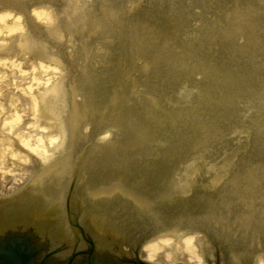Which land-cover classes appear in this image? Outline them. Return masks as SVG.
Returning a JSON list of instances; mask_svg holds the SVG:
<instances>
[{
	"label": "rangeland",
	"instance_id": "1",
	"mask_svg": "<svg viewBox=\"0 0 264 264\" xmlns=\"http://www.w3.org/2000/svg\"><path fill=\"white\" fill-rule=\"evenodd\" d=\"M130 3L138 6L130 11ZM44 5L56 9L59 38L30 16L32 7ZM6 9L22 14L25 31L59 59L52 63L13 49L6 55L20 61L19 75L8 78L20 87L65 74L59 106L70 156L60 173L37 154L19 160L24 169L8 160L0 166V195L26 183L44 186L61 201L65 231L91 236V229L119 221L109 208L129 214L128 225L135 215L134 228H141L182 222L194 208L210 212L220 204L213 197L247 194L239 187L247 182L264 187V0H14ZM77 11L81 16L73 22ZM11 24L2 29L16 39L7 34ZM40 65L58 71L46 74ZM184 85L195 89L190 98L188 92L178 96ZM9 93L0 94L6 111L0 120L27 111L26 102ZM18 123L13 133L50 152L27 134L25 117ZM105 131L112 137L101 143ZM95 153L105 159L91 162ZM40 171L45 173L35 176ZM109 183L121 188L95 194ZM92 198L107 209L90 217ZM256 216L253 230L264 240V217ZM222 223L202 252L223 247L231 255L244 253L247 239L225 238Z\"/></svg>",
	"mask_w": 264,
	"mask_h": 264
},
{
	"label": "bare ground",
	"instance_id": "2",
	"mask_svg": "<svg viewBox=\"0 0 264 264\" xmlns=\"http://www.w3.org/2000/svg\"><path fill=\"white\" fill-rule=\"evenodd\" d=\"M13 1L14 0H0V10L8 8L11 2L13 3ZM72 16H74L72 21L77 22V18L81 16V13L77 11L76 15L72 14ZM73 22H71V25H73ZM11 23L12 24L10 28L18 27L13 21H11ZM4 25L5 22L0 23V32L4 33L3 35H0V40L5 42L3 45H0V92L2 94H4V91L10 92V96H12V94H14V96L17 95L18 98H22V100L26 102L28 107L25 114H8L10 115V120H0V166L12 159L13 163L24 169L26 166L22 165L21 161L19 160L27 158L33 159L35 154L39 155L40 157L44 155V150L34 147L28 141L22 139L21 136H18V131L13 133V129L19 124L18 122H20L23 117H25V119L30 122V124L26 127L27 134L32 136L33 140L38 142L42 141L44 144H46L50 152L57 153L50 162L55 167L53 172H63L68 167V158L70 156L69 152L63 147V140L66 133L61 131L63 128L67 129L69 127L67 125V120L62 113V109L59 106L63 101L60 99L63 98L64 86L62 84V80L65 78V74L59 73L52 76L48 75L49 77L46 79V81L34 82V85L32 84L29 87H20L18 86L19 84H12L8 80V78L12 79L15 75H19L21 68L20 61H14L9 57H6V55L8 53H12L11 49H13L15 51L13 54L27 52L37 56L35 58H46L52 63H57L59 59L55 56V54H50L48 52L49 49L44 45L42 40L33 38V34H35L33 31H24L18 35L17 32H15L14 37L16 39H8L6 36V30L3 31L2 29ZM38 25L41 27L44 26L39 23ZM68 25L70 26V24ZM62 29V25H60V23H56V25L53 27H49V33L53 35L54 38H59L62 34ZM27 61L28 60H26V62ZM65 66L67 67V65ZM38 68L40 71L45 72L46 74H54L58 71L57 67L51 66L44 67L40 65ZM27 73L28 72H26V74ZM29 73H31V69L29 70ZM55 100L58 101L55 102ZM4 113H6V111L0 107V117ZM56 134L60 137L57 141V145L49 147L51 140H57V138L54 137ZM14 145L16 148H13ZM21 151L24 153V155ZM104 159L105 156L103 154L97 153L90 157L91 162H100ZM36 173L37 174H35V176H41L43 175L41 173H45V171ZM260 185V182H247L239 186L240 188L247 190V194L238 196L213 197L214 202H220L225 205L224 216L216 217V220L214 219V223L223 221L225 225L222 223L221 226L224 228H227L226 226H228L229 229L227 230L232 232L233 237L236 236L237 239H241L245 243L247 239L248 244H246L245 250H243L245 251L244 253L249 251L250 264H253V258L258 252H264V249H260L264 247V242L258 243L255 246H252L251 244L254 241L255 243L257 242L255 240V233L253 230L255 221L258 218L256 215H261L264 217V206H261L264 204V187L262 186V188L259 189L260 187L258 186ZM108 186H110L109 189L95 188L94 191H97L95 194L100 192L108 193L112 190H119V188H121L120 186L115 185V183H109ZM42 190L44 194H41ZM42 190L39 189L38 193H33L31 189L27 190L18 202L23 206V208L28 210L31 208H28L27 206H38V210H42L43 215H47V212L51 217L52 215H55V222L57 225H59V229H62L63 223L61 222L62 219L60 209L56 203L52 205V203L56 201L55 198L45 195L46 192L43 188ZM19 203L7 204V209L10 210L8 215H11L16 211V208L13 207V205ZM98 206V203L90 201L92 212L93 209L97 208ZM154 224L155 225L153 226H156L155 228L158 229V234L155 236V238L151 239L145 244L161 239L172 240L171 246L165 249V254H172V261H166L164 254H162L157 263L174 264L173 262L176 258H181L182 255L184 256L183 252L187 253V258L181 264H200L201 260H203V264L206 263L203 253L201 249H199L202 244H207V240L205 239L206 235H202L196 231L195 233H187L185 230L186 228L181 230V228L178 226H171L172 224L170 225L168 223L160 225L157 223ZM184 224L185 227L188 226L187 222H184ZM60 225H62V227ZM193 225L194 227H201L207 232L209 231L212 235L217 233L215 229L209 228L206 223L200 220L193 222ZM231 232L227 231L223 236L227 238ZM193 237L194 239H190ZM231 240L236 243V239L231 238ZM233 242L231 246H233ZM145 244L142 246L143 251ZM196 248H198V250ZM234 249L235 248L230 250L233 251ZM239 258L241 261L242 259L240 256ZM231 263L233 264L232 259Z\"/></svg>",
	"mask_w": 264,
	"mask_h": 264
},
{
	"label": "clouds",
	"instance_id": "3",
	"mask_svg": "<svg viewBox=\"0 0 264 264\" xmlns=\"http://www.w3.org/2000/svg\"><path fill=\"white\" fill-rule=\"evenodd\" d=\"M139 2V0H138ZM137 3H130L129 10H134L137 7ZM31 17L39 24L44 25L45 27H53L57 23V13L56 9L44 5V6H36L30 9ZM13 21L15 25L18 27H14L8 35H12L15 32H24V16L15 12L12 9H4L0 10V23ZM3 32H0V35H3ZM62 39V37H61ZM5 42L0 40V45H3ZM195 91V89L189 90L187 85L181 87L178 92V96L183 97L185 92H188V98L191 97V94ZM87 131V129H85ZM112 137L111 131H105L99 137V141L101 143L110 140ZM57 145V140L53 139L50 141L49 147ZM58 150V149H57ZM55 153L44 151V155L40 157V162L42 165L47 166L51 160L54 158ZM190 239H194L190 238ZM172 244L171 239H161L158 241H154L151 243H147L144 246V259L147 261V264H157L158 259L162 254H164V258L166 261L171 262L173 257L171 253L165 254V249L170 247ZM233 264H241L240 258L237 254H232ZM200 264H203V260L200 261ZM253 264H264V252H258L253 258Z\"/></svg>",
	"mask_w": 264,
	"mask_h": 264
},
{
	"label": "water",
	"instance_id": "4",
	"mask_svg": "<svg viewBox=\"0 0 264 264\" xmlns=\"http://www.w3.org/2000/svg\"><path fill=\"white\" fill-rule=\"evenodd\" d=\"M69 236H73L74 237V235H71V234H66L65 232H64V234L62 235V237H61V241L59 242V243H55V244H61V242L63 241V240H70V238H68ZM77 237V236H76ZM13 256H14V263H17V264H21V259H20V257H19V253L17 252V251H14L13 252ZM90 264H104L103 263V261L102 260H100V261H94V263H90ZM142 264H144V263H142Z\"/></svg>",
	"mask_w": 264,
	"mask_h": 264
}]
</instances>
